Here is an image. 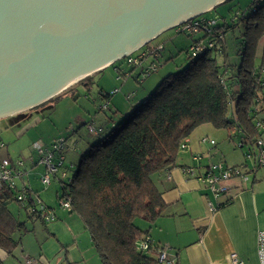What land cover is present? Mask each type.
Instances as JSON below:
<instances>
[{"label":"trees","instance_id":"obj_1","mask_svg":"<svg viewBox=\"0 0 264 264\" xmlns=\"http://www.w3.org/2000/svg\"><path fill=\"white\" fill-rule=\"evenodd\" d=\"M217 8L203 16L216 19L211 32L190 33L185 26L177 28L178 34L193 38L184 55L187 64L183 69L160 81L156 90L131 107L132 111L121 122L116 123L107 115V123L96 125L93 117L86 127L94 123L102 127L103 133L93 135L88 131V138L79 139L86 141L84 149L78 148L76 135L79 132L65 138L66 166L63 170L68 178L54 181L58 187L56 200L58 203L60 199L70 202L72 210L68 214L81 219L101 264L160 263L158 249H139V243L151 237L149 230L144 231L136 222L139 220L151 226L158 219L169 216L171 207L164 201L154 176L167 174L176 167L178 156L185 150L182 145L187 143L194 130L205 125L215 130L235 129L239 132V140L248 145L261 136L256 120L260 117L264 120V65H257V52L264 43V0H253L249 12L237 11L231 18L208 15ZM234 29L240 30L235 53L240 59L237 65L230 62L226 41ZM157 40L145 46V56L139 65L145 64L148 57L152 58V64L143 76L156 68V62L165 51L164 42ZM193 45H204L206 49L193 58L189 55ZM154 50L156 56H152ZM86 80L91 83L93 78ZM102 95L110 98L103 91ZM53 100L57 99L52 98L34 109ZM112 113L117 114L115 110ZM72 136L77 141L70 145ZM93 137L99 138L96 143L89 141ZM77 149L80 151L78 162H67L68 154ZM183 169L191 170L188 176L194 175L192 167ZM25 188L27 197L22 203L17 201L16 192L5 185L0 186V249L8 257L19 246L14 235L31 231L26 226L27 220L40 221L47 227L57 219L56 210L39 192L28 186ZM13 202H17L19 214L27 220L21 221L12 213L10 205ZM59 207L62 208L60 204ZM48 211L52 212V219H47Z\"/></svg>","mask_w":264,"mask_h":264},{"label":"water","instance_id":"obj_2","mask_svg":"<svg viewBox=\"0 0 264 264\" xmlns=\"http://www.w3.org/2000/svg\"><path fill=\"white\" fill-rule=\"evenodd\" d=\"M226 1L0 0V120Z\"/></svg>","mask_w":264,"mask_h":264},{"label":"crops","instance_id":"obj_3","mask_svg":"<svg viewBox=\"0 0 264 264\" xmlns=\"http://www.w3.org/2000/svg\"><path fill=\"white\" fill-rule=\"evenodd\" d=\"M257 53V65H264V43ZM145 99L147 98L144 97L142 101ZM112 109L117 113L121 112L120 109ZM32 124L34 123L27 124L26 127ZM231 133L229 130H215L210 125L199 127L187 140V148L178 156L176 167L167 174L154 176L155 183L171 210L169 216L158 219L151 226L144 225L142 229L149 230L152 242L159 248L166 249L169 258L176 261L175 264H230L232 254L238 255L244 264H259L256 241L258 234L264 232V167L257 169L252 180L232 178L227 184L229 191L218 197L211 193L204 181L207 167L211 165H251L244 154L246 149H237L235 140L230 139ZM197 157L199 161L195 160ZM79 158L80 151L77 149L68 154L67 161L74 164ZM185 167H192L194 175L188 176L184 172ZM39 168L42 173L43 168L37 166L22 183L39 192L42 199L56 210L57 215L69 216L67 218L74 229L72 231L87 232L79 217L55 207L50 200V191L43 192V188L33 183L39 179V175L35 174ZM53 192L56 196L58 187ZM208 203H212L215 209H209ZM53 227L56 231L59 230L57 224ZM87 234L88 244L94 249L89 233ZM72 237L73 240L62 242L56 233L53 234L55 240L67 247L64 252L54 240L48 238L40 250L43 251L40 254L43 263L93 264L90 261L91 251L86 247L87 250L79 249L81 243L78 244V237L75 234ZM72 249L75 250L71 256ZM94 252L96 250L92 251V260ZM7 257L6 252L0 249V258Z\"/></svg>","mask_w":264,"mask_h":264},{"label":"rangeland","instance_id":"obj_4","mask_svg":"<svg viewBox=\"0 0 264 264\" xmlns=\"http://www.w3.org/2000/svg\"><path fill=\"white\" fill-rule=\"evenodd\" d=\"M253 0H232L225 3L224 5L218 6V8L209 13L210 16H225L231 18L232 15L236 14L237 11L249 12ZM174 30H168L164 34L158 37L156 42H164L166 50L161 53L160 59L156 62V68L151 69L150 74L143 76L148 68L152 64V58H147L141 65L128 63L127 58L123 61L115 63V66L109 67L106 70H102L90 75L92 77V82H88L86 79L78 83H74L68 89L63 91L61 94L56 96L57 100H53L41 107L39 109L28 110L16 114L11 118H3L4 121H0V141L5 148L0 149V155L3 157L11 158L13 160H27L29 159L30 145L33 142H39L42 144H50L53 141L60 138H68L73 135L74 132H79L78 135V148L84 149L86 146V141H80L81 138H88L89 133L86 127L87 122H90L93 117L96 119V125H103L107 123V115L113 117L114 122L119 123L121 120L127 116L139 101L142 102L144 97H149L153 93L158 85L161 83L166 76L171 73L177 72L186 66V49L191 44L193 38L187 34L177 33ZM240 38V30L234 29L227 35V51L230 55V62L234 65L240 63L239 57L235 54L238 50V39ZM155 42V43H156ZM152 43V42H151ZM154 43V42H153ZM146 48H141L131 54V58L135 62ZM152 57V56H151ZM173 57V59H171ZM120 68V70H119ZM119 70V71H118ZM144 73V74H143ZM104 93L109 94L110 98H105L102 95ZM54 99V98H53ZM105 111H102V107ZM110 107V108H109ZM108 108L110 110H108ZM120 109L121 112L113 114V109ZM34 123L28 127L27 124ZM234 135V132H232ZM70 135V136H69ZM98 137L89 138V141L96 143ZM240 136L235 135V144L237 145ZM76 139L72 136L70 140V145L76 143ZM241 150L240 148H237ZM244 149H248L245 146ZM69 162V161H67ZM41 168L37 170L35 174H39ZM39 188L42 185L39 179L33 182ZM56 184L53 182L51 186L44 189L43 192L50 191L51 202L55 207H59V203L56 200L54 190ZM53 192V193H52ZM11 210L21 221L27 220L25 216L19 214L17 202L11 204ZM60 208V207H59ZM60 213V212H59ZM69 217V216H67ZM64 215H57V219L44 226L40 221H29L27 220V228L31 231L29 232H18L14 235V239L19 242L18 248L14 251L13 255L7 257L6 259L0 258L2 264H45L43 259L40 258V251L42 245H45L47 239L54 240L59 249L63 252L67 247L62 243L55 240L52 234L56 233L57 237L61 239L62 242H68L73 240L72 235L75 234L81 243L79 249L92 251V247L88 244V234L86 231L80 233L79 231H72L71 224H69V219ZM137 225L144 228L145 223L137 220ZM54 224L59 226V230L56 231L53 227ZM72 229V230H71ZM85 247L87 249H85ZM75 249L71 250V256L73 255ZM63 255H65L63 253ZM90 255V261L93 264H101L99 261V256L94 252V258ZM82 257L84 254L81 255ZM88 261V260H86ZM29 262V263H28ZM69 264V262H66ZM162 264V263H161ZM164 264V263H163Z\"/></svg>","mask_w":264,"mask_h":264},{"label":"built area","instance_id":"obj_5","mask_svg":"<svg viewBox=\"0 0 264 264\" xmlns=\"http://www.w3.org/2000/svg\"><path fill=\"white\" fill-rule=\"evenodd\" d=\"M208 13V12H207ZM207 13L200 15L199 17H194L184 24L180 25L185 26V29L190 33H198L201 31L207 30V32H211L212 27L216 25V19H206L205 16ZM202 17V18H201ZM208 27H207V26ZM177 27V28H179ZM211 27V28H210ZM161 49V47L159 48ZM206 47L204 45H193L189 50V55L193 58L202 54L205 51ZM157 51L152 52V56H156ZM131 55L125 57L128 58V62L132 64H139L140 60L145 56L142 53L138 56L135 62L129 58ZM152 68V67H151ZM105 107H102L101 110H105ZM263 114H261L262 116ZM257 118L256 125L261 133L260 138L256 139L253 144H244L241 140L237 141V148L244 149L245 146H248L245 156L248 161H250V166H238V167H226L222 163L214 164L207 167L206 174L204 176V181H206L207 186L212 191L215 197H218L220 194L227 193L229 191L228 182L231 181L232 178L239 179H251L254 178V174L259 167H264V120ZM87 130L90 134L97 135L103 133L102 127H98L91 123L87 126ZM231 140H235V135L239 134L235 129L232 130ZM67 147V142L65 138H60L53 141L50 144H42L39 142H33L30 145L31 155L27 160H11V158L4 157L0 159V186L5 185L8 189L16 192L17 201L24 203L27 197V188L26 185L22 183V181L29 175L33 168L39 166L43 168V172L38 174L39 180L42 185V188L46 189L48 186H51L55 180L58 179H67L68 174L63 170L66 166V156L65 151ZM183 149L187 148V144L182 145ZM199 157L195 158L196 161ZM184 172L186 174L190 173L191 170L185 169ZM32 194V192H30ZM37 201L40 203L38 196H36ZM60 206L65 210V212H69L72 210L70 202L65 199L59 200ZM212 203H208L209 209L214 210L215 207L212 206ZM49 212V211H48ZM53 214L49 212V216L47 219H52ZM257 255L259 264H264V232H260L257 238ZM141 251H154L158 249V258L160 263L164 264H175L176 261L174 259L169 258L168 251L164 248H157L154 246L152 240L149 237H146L145 240L141 241L138 245ZM29 263V262H28ZM30 264V263H29ZM230 264H244L243 261L239 258L238 255L232 254L230 257Z\"/></svg>","mask_w":264,"mask_h":264},{"label":"bare ground","instance_id":"obj_6","mask_svg":"<svg viewBox=\"0 0 264 264\" xmlns=\"http://www.w3.org/2000/svg\"><path fill=\"white\" fill-rule=\"evenodd\" d=\"M120 58H121V57H120ZM120 58H116V59H120ZM116 59H115V60H116ZM115 60H114V61H115ZM114 61H113V62H114ZM111 64H112V63L106 65L105 67H109ZM103 68H104V67H103ZM100 69H102V68H100ZM100 69H99V70H100ZM94 73H95V72L93 71L91 74H88V75H93ZM88 75H86V76H88ZM86 76H84V77H86ZM81 79H84V78H81ZM78 81H80V80L78 79V80L75 81L74 83H77ZM74 83H72V84H70V85H68V86L70 87V86L73 85ZM66 89H68V88H66Z\"/></svg>","mask_w":264,"mask_h":264},{"label":"flooded vegetation","instance_id":"obj_7","mask_svg":"<svg viewBox=\"0 0 264 264\" xmlns=\"http://www.w3.org/2000/svg\"><path fill=\"white\" fill-rule=\"evenodd\" d=\"M14 116H15V115H14ZM11 117H13V116H10V118H11ZM7 118H9V117H7ZM5 119H6V118H5ZM5 119H1V121H2V120H5ZM3 148H4V144L2 145V143L0 142V149L3 150ZM2 158H4V157L0 155V159H2Z\"/></svg>","mask_w":264,"mask_h":264}]
</instances>
